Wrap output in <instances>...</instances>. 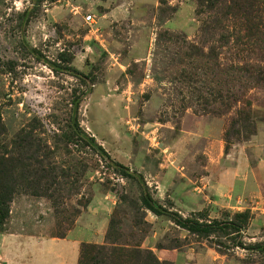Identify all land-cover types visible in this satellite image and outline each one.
Wrapping results in <instances>:
<instances>
[{
	"label": "rangeland",
	"instance_id": "374dc122",
	"mask_svg": "<svg viewBox=\"0 0 264 264\" xmlns=\"http://www.w3.org/2000/svg\"><path fill=\"white\" fill-rule=\"evenodd\" d=\"M258 5L248 29L231 0H0V231L15 210L65 236L105 194L89 243L137 248L138 264H264Z\"/></svg>",
	"mask_w": 264,
	"mask_h": 264
},
{
	"label": "crops",
	"instance_id": "0c3cea01",
	"mask_svg": "<svg viewBox=\"0 0 264 264\" xmlns=\"http://www.w3.org/2000/svg\"><path fill=\"white\" fill-rule=\"evenodd\" d=\"M106 199L105 194L104 197L95 195L88 210L63 237L40 235L33 225L26 226L33 220L16 219L15 210H12L8 229L0 231V264H77L81 242L99 243L104 238L108 215L102 217L99 211L107 207ZM96 202L99 204L97 209L94 208ZM107 205L109 210L110 201ZM34 209H37L36 205Z\"/></svg>",
	"mask_w": 264,
	"mask_h": 264
},
{
	"label": "trees",
	"instance_id": "16d2710c",
	"mask_svg": "<svg viewBox=\"0 0 264 264\" xmlns=\"http://www.w3.org/2000/svg\"><path fill=\"white\" fill-rule=\"evenodd\" d=\"M231 2L233 4V7H235L237 10H241L244 13L247 23H250L247 24V28L253 29L256 26V23L251 22V14L254 12L256 13L257 10H259L258 0H249L247 6L244 3L246 2V0H231ZM254 17H256V14L254 15ZM74 125L76 127L78 126L76 120H74ZM99 149H101V151L103 152L102 148L99 147ZM9 165L12 167L13 162L11 161ZM4 188L5 187L3 185H0V190H2V193L5 191ZM142 190V203L144 207L155 214L164 213L163 211L165 210L156 205L154 200H152L147 192V185H145L144 183H142ZM2 193H0V216H3L5 213L4 204L6 199H8V195H2ZM167 214L171 215L176 225L191 232L208 233L213 231L217 227V224L214 221L202 222L197 219L183 217L180 214L174 212H167ZM105 262H108V264H138V249L125 248L114 244V242L109 243L107 241L105 244L101 245H96L89 242L80 243L77 264H102Z\"/></svg>",
	"mask_w": 264,
	"mask_h": 264
},
{
	"label": "built area",
	"instance_id": "2783aa9c",
	"mask_svg": "<svg viewBox=\"0 0 264 264\" xmlns=\"http://www.w3.org/2000/svg\"><path fill=\"white\" fill-rule=\"evenodd\" d=\"M90 19H91V15H87L86 20H90Z\"/></svg>",
	"mask_w": 264,
	"mask_h": 264
}]
</instances>
